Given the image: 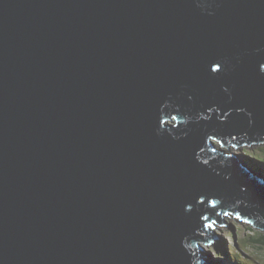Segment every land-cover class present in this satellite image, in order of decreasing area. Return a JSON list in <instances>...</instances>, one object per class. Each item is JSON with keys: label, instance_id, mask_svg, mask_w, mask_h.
Listing matches in <instances>:
<instances>
[{"label": "water", "instance_id": "water-1", "mask_svg": "<svg viewBox=\"0 0 264 264\" xmlns=\"http://www.w3.org/2000/svg\"><path fill=\"white\" fill-rule=\"evenodd\" d=\"M233 144L264 146V0H0V264H215L225 212L264 230Z\"/></svg>", "mask_w": 264, "mask_h": 264}, {"label": "rangeland", "instance_id": "rangeland-1", "mask_svg": "<svg viewBox=\"0 0 264 264\" xmlns=\"http://www.w3.org/2000/svg\"><path fill=\"white\" fill-rule=\"evenodd\" d=\"M217 149H221V145L214 142ZM233 149V148H232ZM226 153H231L229 149ZM236 153L244 157L245 154L250 157L257 158V160L264 164V146L263 147H245L243 149L236 150ZM249 159V158H248ZM259 166H262L259 164ZM264 175V172L262 173ZM230 219V218H227ZM229 222V223H228ZM226 222L228 225L223 228H217L215 234L220 236V242L217 241L212 247L206 246L202 243V247L208 252L207 259L215 264H232V253L229 247L235 245L237 249H240L244 254V259L249 264H264V230H256L251 225H244L243 222L235 221L233 217ZM240 223V224H239ZM226 243V244H225ZM219 247V253H226V256H217V248ZM225 247V248H224ZM231 253V254H230ZM230 255H232L230 257Z\"/></svg>", "mask_w": 264, "mask_h": 264}, {"label": "trees", "instance_id": "trees-1", "mask_svg": "<svg viewBox=\"0 0 264 264\" xmlns=\"http://www.w3.org/2000/svg\"><path fill=\"white\" fill-rule=\"evenodd\" d=\"M249 158V159H248ZM244 159L247 164L254 167L255 169L259 170L260 172H264V164L259 162L257 158L250 157L249 155L245 154ZM262 165V166H259ZM226 244V243H225ZM225 248V247H224ZM230 252L232 253V264H249L247 260L244 259V254L241 252L240 249H237L235 245L229 247ZM230 253V254H231ZM226 256L225 251L219 253V248H217V256L220 258L221 256ZM230 255V257L232 256Z\"/></svg>", "mask_w": 264, "mask_h": 264}, {"label": "snow or ice", "instance_id": "snow-or-ice-1", "mask_svg": "<svg viewBox=\"0 0 264 264\" xmlns=\"http://www.w3.org/2000/svg\"><path fill=\"white\" fill-rule=\"evenodd\" d=\"M219 67H220L219 65H216V69H218ZM216 69H214V70H216ZM172 119H173V120H176V117H173ZM216 142H217L218 144H220L221 147H224V144H223L221 141L217 140ZM232 147L235 148V147H237V145H236V144H233ZM213 151H215V149H213ZM262 159H264V158H262ZM205 163H207V161H205ZM201 203H203V198H201ZM208 203H209V205H210L212 208H215V207L217 206V201H215V200H209ZM217 214H219V213H217ZM224 215H226V216H231L232 213L225 212ZM237 218L239 219L240 217H237ZM203 219H204V220H208L209 218H208V216H204ZM245 222H246V223H251V221H245ZM214 224H215V221H212V222L207 223V224L205 225V227H206V228H213Z\"/></svg>", "mask_w": 264, "mask_h": 264}, {"label": "clouds", "instance_id": "clouds-1", "mask_svg": "<svg viewBox=\"0 0 264 264\" xmlns=\"http://www.w3.org/2000/svg\"><path fill=\"white\" fill-rule=\"evenodd\" d=\"M245 147H250V145L249 146H240V147H235V148H233L232 146L230 147V148H228L229 149V151L230 152H236V150H239V149H243V148H245ZM251 147H253V146H251ZM233 148V149H232ZM230 213V212H229ZM224 217V219H225V221H229V219H227V218H230V217H234L233 216V214L231 215V216H226V215H223ZM242 220V219H241ZM243 222V224L244 225H249L248 223H246L245 221H242ZM226 223V222H225ZM228 224L226 223L225 224V227L227 226ZM225 227H223V228H225ZM223 228H221V229H223ZM215 231H217L216 229H215ZM217 241H218V239H217ZM216 241V242H217ZM216 244V243H215ZM214 244V245H215ZM207 246V245H206Z\"/></svg>", "mask_w": 264, "mask_h": 264}, {"label": "bare ground", "instance_id": "bare-ground-1", "mask_svg": "<svg viewBox=\"0 0 264 264\" xmlns=\"http://www.w3.org/2000/svg\"><path fill=\"white\" fill-rule=\"evenodd\" d=\"M234 219H235V221H239L240 223H242V220L241 219H238V218H236V217H233ZM230 219H231V217H230ZM229 219V220H230ZM219 248V247H218Z\"/></svg>", "mask_w": 264, "mask_h": 264}]
</instances>
